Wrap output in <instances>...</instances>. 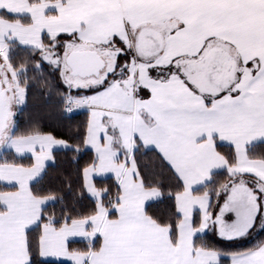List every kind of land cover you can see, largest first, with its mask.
I'll list each match as a JSON object with an SVG mask.
<instances>
[{"label":"snow or ice","instance_id":"1","mask_svg":"<svg viewBox=\"0 0 264 264\" xmlns=\"http://www.w3.org/2000/svg\"><path fill=\"white\" fill-rule=\"evenodd\" d=\"M14 45L59 72L67 112H89L83 144L95 156L83 177L94 206L86 214L48 213L56 196L33 190L54 147L73 146L38 128L15 134L13 104L25 102L29 83L26 66L11 62ZM218 142L234 146L231 159ZM261 144L264 0H0V148L33 158L0 162V183L13 189L0 190V264H33L34 251L72 264H220L221 253L196 237L210 224L228 240L258 221L264 231V155H249ZM141 148L158 150L181 188L169 194L166 218L147 211L164 194L142 175ZM217 169L229 178L209 190ZM109 173L115 193L93 183ZM213 192L226 197L218 213ZM74 238L86 248L71 249ZM231 261L264 264V241Z\"/></svg>","mask_w":264,"mask_h":264},{"label":"trees","instance_id":"2","mask_svg":"<svg viewBox=\"0 0 264 264\" xmlns=\"http://www.w3.org/2000/svg\"><path fill=\"white\" fill-rule=\"evenodd\" d=\"M47 43V41H45ZM14 51L11 54L13 60L18 66L25 65L27 68V80L29 87L26 92L25 102L21 104L14 117L15 134L22 135L38 128L44 133H51L57 139H63L71 146L67 150H57L52 153L53 163L46 166L45 173L38 182L32 184L33 190L41 195L53 194L56 200L46 205L48 213H55L60 217L61 210L68 211L75 209L79 213H88L94 206L92 200L86 193L82 170L93 160V154L90 150L84 148L83 139L87 126L88 113L86 110L74 111L72 114H63V98L68 94L66 85L62 82L58 71H54L52 66L46 61H42L39 52H33L32 49L22 48L14 45ZM37 63L41 64L39 69L35 68ZM15 66V65H14ZM91 92L83 90H72L71 94L87 95ZM79 145L80 151H74V147ZM230 159L233 150L225 145L218 144L217 148ZM249 155L257 158L264 155V144L257 146L249 151ZM1 161L7 159L8 162H15L31 165L29 157L17 158L10 152H1ZM137 161L142 175L148 181H160L161 190L164 194L162 202H150L146 205L150 215L166 218L170 212L174 211V199L170 193L181 190L178 187L176 177L168 164L162 160L161 156L155 150H146L141 148L136 153ZM228 173L217 171L213 174V183L208 185L209 190L218 189L219 185L228 180ZM247 178V177H246ZM94 184L97 188H110L115 192V184L111 178L95 179ZM0 190H13L0 184ZM204 190L200 188L198 191ZM225 199L224 194L217 198L213 192L211 202L213 207L210 209L217 213L219 208L217 204H222ZM196 222H199V214L196 215ZM39 229H35L32 235L35 236ZM264 240V231L260 230L259 221L256 228L245 238L233 240L223 239L216 233L215 227L210 225L203 234L196 237L197 244H204L209 248L222 253L240 251L253 247L258 241ZM86 241H72L71 249L86 248ZM33 264H68L58 261H45L38 256V252H33ZM220 264H229L227 258L220 257Z\"/></svg>","mask_w":264,"mask_h":264},{"label":"crops","instance_id":"3","mask_svg":"<svg viewBox=\"0 0 264 264\" xmlns=\"http://www.w3.org/2000/svg\"><path fill=\"white\" fill-rule=\"evenodd\" d=\"M20 47H22V48H28V49H31L30 47H26V46H20ZM92 93H90V94H87V95H91ZM20 105V107H21V104H19ZM19 107V108H20ZM81 110H86L87 111V113H88V117H87V121H88V118H89V112H88V110L87 109H85V108H80V109H74L73 111H81ZM13 119H14V116H13ZM57 139V138H56ZM58 140H63V139H58ZM65 141V140H64ZM69 144V143H68ZM218 144H220V145H225V146H228V147H230L232 150H233V154H234V146H232V145H230L228 142H218ZM70 145V144H69ZM70 148H72V147H70ZM70 148H64L63 146H56V147H54V149H53V152L54 151H57V150H67V149H70ZM84 148L85 149H87V150H90L91 152H92V154H93V158H94V156H95V151H94V149H92L91 147H85L84 146ZM218 150V149H217ZM2 151H6V152H10L11 154H13L15 157H17V158H24V157H29L30 159H31V163H33V158H32V156H31V154L30 153H25V154H23V156H19V155H17L16 153H15V150L14 149H9V148H0V155H1V152ZM157 153H158V150H155ZM219 151V150H218ZM222 153V152H221ZM159 154V153H158ZM223 154V153H222ZM160 155V154H159ZM0 162H3V161H1V156H0ZM51 163H53V159L52 160H49V161H47L46 162V166L47 165H49V164H51ZM87 167V166H86ZM84 169V168H83ZM217 171H225V172H227L225 169H217V170H215L214 172H217ZM103 178H111L112 180H113V182H114V184L116 183L115 182V177H114V175L113 174H111V173H109V174H106L105 176H94L93 177V183H94V180L95 179H103ZM82 180H83V186H84V177H83V170H82ZM0 184H2V183H0ZM2 185H4V184H2ZM84 189H85V187H84ZM85 191H86V189H85ZM115 191H116V188H115ZM204 190H200V191H198V194L199 193H202ZM86 193H87V195L93 200V198L90 196V194L86 191ZM115 193V192H114ZM226 198V197H225ZM52 201H50L48 204H50ZM150 203V202H149ZM47 204V205H48ZM223 204V203H222ZM219 211V210H218ZM218 213V212H217ZM211 225V224H210ZM209 225V226H210ZM212 226H214L215 227V230H216V233H217V235L219 236V234H218V230H217V228H216V226L215 225H212ZM207 230V229H206ZM205 230V231H206ZM220 237V236H219ZM223 239H225V238H223ZM75 240H77V241H82V240H80L79 238H74L72 241H75ZM264 241V240H263ZM245 250H247V249H244V250H240V251H234V252H228V253H222V252H220L221 253V257H225V258H227V260H228V262H229V264H232V261H231V255L233 254V253H240V252H243V251H245ZM38 256H39V254H38ZM40 257V256H39ZM42 260H45V261H58V262H64V263H68V264H72V262L70 261V260H68L67 258H55V257H48V258H45V257H40Z\"/></svg>","mask_w":264,"mask_h":264},{"label":"rangeland","instance_id":"4","mask_svg":"<svg viewBox=\"0 0 264 264\" xmlns=\"http://www.w3.org/2000/svg\"><path fill=\"white\" fill-rule=\"evenodd\" d=\"M14 47V46H13ZM13 51H14V48H13ZM13 51H12V53H13ZM11 53V54H12ZM12 63H13V65H15L16 67H19L18 65H17V63H15L13 60L11 61ZM73 95V94H72ZM19 107H20V105H17V104H13V113H14V117H15V115H16V113H17V111H18V109H19ZM13 121H14V119H13ZM226 218H229V219H234V216L232 215V214H228L227 216H226ZM216 228H217V226H216Z\"/></svg>","mask_w":264,"mask_h":264},{"label":"built area","instance_id":"5","mask_svg":"<svg viewBox=\"0 0 264 264\" xmlns=\"http://www.w3.org/2000/svg\"><path fill=\"white\" fill-rule=\"evenodd\" d=\"M62 111H63V114H65V115H69V114H72V113H73V111H72V112H67V111H66V106H65V104H63Z\"/></svg>","mask_w":264,"mask_h":264}]
</instances>
